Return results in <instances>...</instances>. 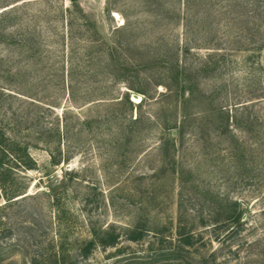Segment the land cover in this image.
Listing matches in <instances>:
<instances>
[{"label":"rangeland","instance_id":"374dc122","mask_svg":"<svg viewBox=\"0 0 264 264\" xmlns=\"http://www.w3.org/2000/svg\"><path fill=\"white\" fill-rule=\"evenodd\" d=\"M75 1L85 17L70 0H0V119L36 163L17 174L28 197L8 208L14 232L0 240V264L78 252L91 230L111 226L118 244L77 264H202L211 254L219 264H264V21L245 39L235 23L256 1L196 3L207 29L193 26L190 37L204 44L217 35V54L203 45L183 52L178 0ZM209 53L217 57L207 63ZM86 90L106 100L81 107ZM241 102L254 104L238 113L240 125L250 115L260 126L221 135L215 110ZM181 109L194 118L174 149L163 127L180 121ZM228 201L240 205L239 229L220 225ZM181 219L196 247L178 260L149 253L156 232L177 240ZM139 222L152 232L128 241Z\"/></svg>","mask_w":264,"mask_h":264},{"label":"trees","instance_id":"16d2710c","mask_svg":"<svg viewBox=\"0 0 264 264\" xmlns=\"http://www.w3.org/2000/svg\"><path fill=\"white\" fill-rule=\"evenodd\" d=\"M180 2V10L179 13L182 12V22H183V28H184V34L186 36V44L183 48V52L186 54L191 53L194 49H200L201 46H205V49L211 50L213 54H217L218 52H221L223 49L219 48L220 46L216 45L219 41L214 37H206L204 40V44L202 42L197 43L198 40L194 37H190V30L191 27L202 26L201 30L203 29L205 32V29H207L204 19V12H195V6L199 4V7H207V3H204V0H178ZM215 1V4H212V7L219 6L222 2L220 0H213ZM250 2L256 1L257 5L255 4L253 6V9L247 13L243 14L242 9L240 10L241 17L236 18V25L240 27V33L239 36L240 39H245V34L248 32L246 29L249 25H252L254 27V31H261V27L264 25H260L259 23L263 20L264 21V0H240V4H247ZM70 2L75 5L74 7L77 8V10L81 13L83 17H85V14L83 10L76 5L75 0H70ZM182 2V4H181ZM219 3V4H218ZM250 6V5H249ZM200 7V8H201ZM242 7V6H241ZM70 8H67V11ZM196 13H199L196 18H194V15ZM218 18L222 15H225L222 12L217 11ZM243 14V16H242ZM197 15V14H196ZM195 15V16H196ZM216 15V14H215ZM5 16V15H3ZM222 18V17H221ZM220 25V24H218ZM253 31V30H252ZM208 34V32H207ZM216 40H215V39ZM28 40L25 38L23 39V43H26ZM217 41V42H216ZM209 43H212L213 46H210ZM190 45H194V47H191ZM209 47V48H208ZM213 54H208L205 56V61L207 63H210L214 60L215 56ZM223 58V57H222ZM223 63L226 64V59H222ZM205 63V62H204ZM212 64V63H211ZM216 65V64H215ZM218 65V64H217ZM179 66V65H178ZM176 67L177 75L181 74L182 72L179 71V67ZM185 70H183L184 72ZM75 79L71 78L69 80L68 87V97L71 98L72 105H78L75 101L77 94L75 92V88H77V82H74ZM90 82V81H89ZM87 85L83 86L84 89L91 88V84L87 82H84ZM62 87H65V80H61ZM98 87V85L96 86ZM84 91L82 93V105L81 107H86L88 105L93 104H99L102 100H106L104 98L94 99L93 96H91L89 93ZM192 88H189V94H191ZM5 95V94H4ZM78 97V96H77ZM16 100L22 99L18 95L14 97ZM81 99V98H80ZM20 101V100H19ZM183 101V109L186 105ZM34 104L35 102H31ZM252 102H241L236 104L232 112H230L227 108V106H221L218 108L216 113L218 114L219 118V126L220 130H222L223 136H227V134H232L234 137V133H229V128L236 127L237 129H241V131H247L250 132L255 126L259 127L258 124L259 121H262V119L258 116L254 117L251 120V116L247 115L245 118L246 127L240 125L238 122V113L241 112V114H247V110H249V106L253 105ZM253 107V106H252ZM182 110V109H181ZM183 114L181 115L180 121L175 122L174 125H169L166 127H163V131L167 133L174 132L171 136L169 134H166L165 136H170L166 139L168 141L169 138L172 139V147L175 149L177 146V143L179 142L180 145H182L183 138L185 136V128L188 122L194 118V116H191L189 113H186L184 110H182ZM243 112V113H242ZM203 120L205 118H202ZM142 121V117L140 115H137L135 119H132V124L137 126ZM242 124V123H241ZM256 124V125H254ZM11 123L7 121L6 124H4V120L0 119V240L7 238L12 235L14 232L13 225L9 223L10 217L8 216V208L15 205L18 201L23 200L28 197L27 190L28 187L25 186V184L21 183L18 179V175L20 172H28L35 170L36 163L32 159L29 148L27 144H23L19 141L13 140L9 134L7 133L6 129L10 127ZM16 127V125H15ZM260 142V141H259ZM259 142H257L259 144ZM175 156V155H174ZM264 157V152L260 153L258 157ZM180 174V172L178 173ZM239 203L236 201H228L223 209L224 218L220 220V225H222L226 230H235L236 228H240L241 221H242V214L239 210ZM183 220L179 222V229L176 233L177 240L172 239L171 237H166L161 232H156L154 234V240H157L156 242L149 243L148 252L154 253L156 256L163 257L165 259H181L182 252L188 250H193L196 245L198 244L199 238L192 232L191 228L187 232V228ZM215 223H219L217 220H214ZM147 223L146 222H139V224H136L134 227H131L128 229V235L126 236V239L133 243H140L144 241V238L148 235H150V232L147 230ZM236 227V228H235ZM230 228V229H229ZM238 228V229H239ZM237 229V230H238ZM91 238L89 240H86L83 242L81 248L78 250V252H73L71 254H64L61 252L56 253L53 258H46L43 263L39 262L37 260V257H34L31 260L30 264H77V262L80 260H86L88 259L92 252L98 248H113L118 244V241L120 239V234H117L113 228V226L109 227L106 230H91ZM156 238V239H155ZM175 244H174V243ZM158 246V248H156ZM156 248V249H155ZM193 253H199L195 250ZM213 254L210 255V258H204L202 260V264H219L215 259H213Z\"/></svg>","mask_w":264,"mask_h":264},{"label":"water","instance_id":"95a60500","mask_svg":"<svg viewBox=\"0 0 264 264\" xmlns=\"http://www.w3.org/2000/svg\"><path fill=\"white\" fill-rule=\"evenodd\" d=\"M136 98V97H135ZM137 99V98H136Z\"/></svg>","mask_w":264,"mask_h":264}]
</instances>
